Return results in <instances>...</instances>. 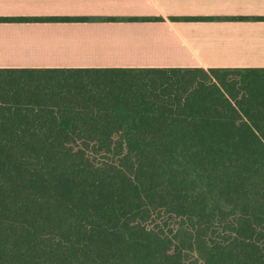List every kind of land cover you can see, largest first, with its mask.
I'll return each instance as SVG.
<instances>
[{"label":"trees","instance_id":"trees-1","mask_svg":"<svg viewBox=\"0 0 264 264\" xmlns=\"http://www.w3.org/2000/svg\"><path fill=\"white\" fill-rule=\"evenodd\" d=\"M0 264H264V69H0Z\"/></svg>","mask_w":264,"mask_h":264},{"label":"crops","instance_id":"crops-1","mask_svg":"<svg viewBox=\"0 0 264 264\" xmlns=\"http://www.w3.org/2000/svg\"><path fill=\"white\" fill-rule=\"evenodd\" d=\"M6 18L44 20L0 21V69H264V0H0Z\"/></svg>","mask_w":264,"mask_h":264}]
</instances>
